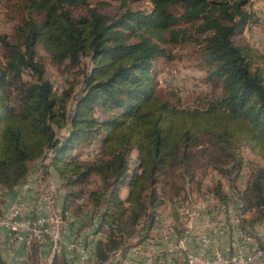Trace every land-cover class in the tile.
Segmentation results:
<instances>
[{
  "label": "trees",
  "instance_id": "16d2710c",
  "mask_svg": "<svg viewBox=\"0 0 264 264\" xmlns=\"http://www.w3.org/2000/svg\"><path fill=\"white\" fill-rule=\"evenodd\" d=\"M118 1V12L108 15L90 0H19V23L0 37V214L2 193L6 202L33 173L30 164L48 159L64 190L62 216L75 205L74 214L84 216L76 233L89 228L85 247L97 264H109L115 252L125 257L149 236L166 201L186 196L188 185L204 186L199 157L218 146L232 160L229 169L216 168L233 173L228 182L242 204L240 226L263 247L264 51L242 41L251 0ZM144 1L149 10L130 5ZM188 41L201 48L205 79L219 90L203 107L172 105L156 87L154 62ZM38 48L78 71L68 87L54 89ZM95 141L94 158L74 153ZM241 146L260 161L240 187ZM223 187L219 179L203 194L226 202ZM62 258L67 262L65 252ZM41 259L40 245H28L27 264ZM0 264H8L1 250Z\"/></svg>",
  "mask_w": 264,
  "mask_h": 264
},
{
  "label": "built area",
  "instance_id": "2783aa9c",
  "mask_svg": "<svg viewBox=\"0 0 264 264\" xmlns=\"http://www.w3.org/2000/svg\"><path fill=\"white\" fill-rule=\"evenodd\" d=\"M45 170L47 168L41 162L37 163L33 176L19 187V193H9L8 200L2 205L0 229L6 233L7 248L17 240H23L26 246L38 243L41 248L49 241L53 244V255H58L56 243L61 240L60 233L68 232V235L70 232L68 211H65V217H58L55 188L45 180ZM224 191L229 200H218L216 204L193 201L191 193H188L179 201V213H182V207L193 206V214L189 218H183L179 224H170L156 214L155 233L129 250L133 257H123L117 251L109 264H134V256L144 264H157V259L166 255L177 258L179 264H258L264 260V246L241 228L243 216L236 192L233 189ZM91 225H98L96 214L92 216ZM88 232L89 228H86L84 233L87 235ZM84 233L78 235L75 232L64 241L66 260L69 262L75 255L82 264L83 259L97 264L88 250H81ZM218 235L227 243L224 249L215 245ZM59 243L62 244L61 241Z\"/></svg>",
  "mask_w": 264,
  "mask_h": 264
},
{
  "label": "rangeland",
  "instance_id": "374dc122",
  "mask_svg": "<svg viewBox=\"0 0 264 264\" xmlns=\"http://www.w3.org/2000/svg\"><path fill=\"white\" fill-rule=\"evenodd\" d=\"M130 1V0H129ZM90 3L94 5L95 3L99 4V9L104 12L105 14L112 15L115 12H118V0H90ZM130 5L134 8H141L144 10H149L151 8V4L148 1L144 2H130ZM246 9L251 12L253 15L251 17L250 22L245 27L243 34H242V41L249 44V46L258 49L259 51H264V0H251L250 4L246 7ZM179 11V10H178ZM78 13V11H76ZM20 11H19V0H0V37L3 35H10L14 27L20 21ZM38 55L44 62L45 67V77L51 81L54 86V89L61 90L62 88L68 87L69 83L72 81L73 78H76L77 70L75 71H68L63 66H59L51 62L50 58L46 55L42 48H38ZM5 57V49L3 48L0 42V62L4 61ZM85 63H88V60H84ZM155 69V77H156V87L160 90L163 96L167 98L172 105H178L180 107H193V106H201L205 105V97L211 98L213 95H217L219 90L214 91V87L212 83L206 81V69L207 66L204 61V54L201 48L193 43L192 41L185 42L173 48H170V54L166 57L159 58L157 61L154 62ZM24 78H28V74L25 73ZM74 81V80H73ZM214 88V89H213ZM79 90V86L75 88V93ZM176 91L177 96L172 97L168 94V92ZM73 105V101L70 102V107ZM98 114V111H97ZM67 130H60L58 134H64ZM99 148V142L95 141L93 144L89 145L84 143L76 148L74 151L75 154L81 159L86 158H94L97 155ZM239 156L242 158L243 167L241 169V174L239 179L237 180L238 186H243L245 177L247 176L250 168L252 165L260 161V158L256 155H253L249 152V150L241 146L238 149ZM136 152L135 150L131 153V166L133 162L136 161ZM49 157V156H48ZM228 157H226V153L222 152L220 147L212 146L209 148L206 153L201 154L199 157L200 168L197 169L196 175L202 177L203 180V187L200 190L196 187V185H188L187 191L188 193H195L198 195L192 194L193 201H201L209 204H216L217 199L212 196L211 193L203 194L206 191V185L213 184L217 180H222L224 187L223 190H230V183L228 182L231 177H233V173L229 175V177L222 176L218 173L216 166H221L222 168H227L232 164V160L230 159V163L228 164ZM40 161V160H39ZM36 161L30 164V170L35 167L34 165L37 164ZM48 159L44 160L41 164L44 168L48 167ZM50 167V168H49ZM48 171L45 170V177L48 183H50L53 188H55V202L61 201L64 190L61 187V179L59 178L58 174L54 170L53 166L49 165ZM216 168V169H215ZM33 176V173L29 176L27 180H29ZM26 180V181H27ZM51 180V181H50ZM95 180V179H93ZM179 182V181H178ZM181 182V181H180ZM94 182H90L89 185L85 187V190L91 189L93 187ZM24 186V185H23ZM127 189H124L123 193L125 194ZM202 194H199L200 192ZM15 193V191H14ZM6 193H2V202L5 203V195ZM214 195V194H213ZM60 196V197H59ZM215 196V195H214ZM186 196H181L179 198H173V201H166V203L161 207L160 213L167 209V212L174 214V219L168 220V223L173 224L177 220V224L183 221L182 218H189L190 215L193 214V206H185V215L183 213H179L178 209L180 208V200L186 198ZM178 205V206H177ZM167 206V207H166ZM73 209H75V205L70 206V211L68 213L69 222L68 228L70 229L69 234L68 232H61L60 237L62 244L56 243V248L59 247L58 255L55 257L61 258L64 256V252L67 253V249L65 248L64 241L69 238V236L77 231V228L80 226L83 215L78 216L74 214ZM172 209V210H171ZM174 210V211H173ZM176 212L177 215L174 213ZM83 213V212H82ZM188 214V215H187ZM58 215L59 217H63L61 214L60 202L58 208ZM161 216V215H160ZM179 220H178V218ZM164 217V216H163ZM87 227H85L86 229ZM84 229V230H85ZM262 236L264 234V230L261 233ZM83 245V240H82ZM26 246V245H25ZM41 248V264H49L50 261L54 258L53 255V244L51 242H46L42 245ZM27 247V246H26ZM83 248V246H82ZM11 250V249H10ZM9 249L7 251H10ZM56 249L54 250V252ZM19 262L18 264L25 263V259L23 256H18ZM23 258V259H22ZM52 258V260H51ZM16 262L10 264H17ZM264 260H261L259 263H263ZM59 264H64L62 259H59ZM68 264H82L81 261L73 255V259H71Z\"/></svg>",
  "mask_w": 264,
  "mask_h": 264
},
{
  "label": "crops",
  "instance_id": "0c3cea01",
  "mask_svg": "<svg viewBox=\"0 0 264 264\" xmlns=\"http://www.w3.org/2000/svg\"><path fill=\"white\" fill-rule=\"evenodd\" d=\"M37 163H39V162H37ZM33 168H32V170H33ZM29 171H31V170H29ZM23 185H25V182L23 184H21L20 187H23ZM200 190H204V189H202V187H201ZM16 193H19V189L17 190ZM202 193L203 192L201 191L199 194H202ZM193 194L194 195H198V194H195V193H193ZM5 195L7 196V194H5ZM59 202H61V201H59ZM174 213L177 215L176 212H174ZM159 215H161L162 218L167 219V220L174 219V214H172L170 212H167V209H164L161 213H159ZM220 217H222L221 214H220ZM177 218H178V216H177ZM178 220H179V218H178ZM180 223H182V222H180ZM173 224H177V220ZM101 233H102V235H101ZM101 233H99V234H97L95 236L88 235V241L92 242V241L98 240L99 238L103 237V232H101ZM154 233H155V229H152L150 231V233H149V236L150 235H153ZM258 234L262 237V239H264V234L262 236L261 232H259V231H258ZM6 241H7L6 240V233L3 230L0 229V250L2 251V253L4 254V256L6 257V259L8 261V264H10L9 263L10 261H11V263L18 261L19 260L18 256H21V257L23 256V258L25 259V263H22V264H27V247L25 246L24 241L23 240H17L12 245H9L8 248L6 246ZM226 244L227 243L225 242L224 238L218 235L217 236V239H216V242H215L216 247L218 249H224L225 246H226ZM82 246H83L82 250H87V248L85 247V244H84V239H83V245ZM6 248L9 249V250L11 249V250L10 251H7ZM126 256H127V258H129V256H132L133 257V255L130 254L129 252L126 254ZM59 259H62L63 260L62 257L61 258L57 257L56 260L55 259L52 260V258H51L52 263L50 261L49 264H59L58 263L59 262ZM134 259H135L134 262H133L134 264H144V262L141 259H137V257L135 258V256H134ZM63 262H64V264H68V261L65 262L63 260ZM16 263L18 264L19 262H16ZM83 264H91L90 259H83ZM157 264H179V262H178V259L177 258H174L173 256H167L166 255V256H163V257L158 258L157 259ZM258 264H264V262L263 263H258Z\"/></svg>",
  "mask_w": 264,
  "mask_h": 264
},
{
  "label": "bare ground",
  "instance_id": "6f19581e",
  "mask_svg": "<svg viewBox=\"0 0 264 264\" xmlns=\"http://www.w3.org/2000/svg\"><path fill=\"white\" fill-rule=\"evenodd\" d=\"M191 200H192V194H191ZM205 203V202H203ZM205 204H209V203H205ZM178 206V205H177ZM241 207H242V204H241ZM58 208H59V202H58ZM180 211V208L178 209V212ZM69 213V212H68ZM182 213L185 215V207H182ZM188 215V214H187ZM160 216V215H159ZM242 216H243V213H242ZM59 217V215H58ZM188 218V217H187ZM183 219V218H182ZM83 240V239H82ZM82 240H81V250H82Z\"/></svg>",
  "mask_w": 264,
  "mask_h": 264
}]
</instances>
